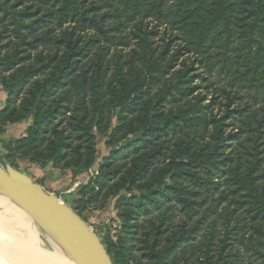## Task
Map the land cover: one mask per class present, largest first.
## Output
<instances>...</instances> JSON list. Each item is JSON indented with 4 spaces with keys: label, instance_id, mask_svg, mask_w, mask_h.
<instances>
[{
    "label": "rangeland",
    "instance_id": "1",
    "mask_svg": "<svg viewBox=\"0 0 264 264\" xmlns=\"http://www.w3.org/2000/svg\"><path fill=\"white\" fill-rule=\"evenodd\" d=\"M149 2L137 10L120 0H0V60H8L0 73L10 79L22 68L37 69L11 93L0 91V162L34 171L47 192L122 254V264H264V98L240 71L228 74L219 56L202 65L203 56L190 51L188 27H169L153 9L145 12ZM68 40L80 54L42 107L49 115L39 140L24 141L31 119L12 124L7 113L21 110L35 84L64 64ZM95 62L104 71L100 132L108 138L100 141L81 128L98 133L91 124ZM118 76L137 82L139 92L106 126ZM164 90L160 112H181L180 120L143 137L129 133ZM185 142L202 164L192 170L196 178L176 179L183 200L169 191L154 204L137 205L139 188L167 182L166 164ZM114 143L123 148L106 159ZM55 150V159L40 158ZM151 154L143 175L126 185L128 173ZM0 208L7 211L1 202Z\"/></svg>",
    "mask_w": 264,
    "mask_h": 264
},
{
    "label": "trees",
    "instance_id": "2",
    "mask_svg": "<svg viewBox=\"0 0 264 264\" xmlns=\"http://www.w3.org/2000/svg\"><path fill=\"white\" fill-rule=\"evenodd\" d=\"M120 1L124 2V5L132 2L133 8L138 10L141 3L147 0ZM165 1L167 0H150L145 12L153 9L156 17L161 15L167 20L169 27L177 24H181V27L177 29L188 27L186 29L187 34L191 33V35H187V37L191 36L188 38L190 40L188 45H194V51H190L203 56L200 62L202 65L210 67L212 56H219L222 68H225L228 74L240 71L242 80L246 81L255 93L261 94L264 98V0H174L176 7L170 11L163 10L162 6ZM192 35L195 39H192ZM67 46L70 52L67 54L64 64L55 69L42 82L35 84L31 93V100L21 110H10L7 113L6 121L12 124L31 119V124L25 130L26 138L24 141L34 144L39 140L40 131L49 115L42 113V107L46 99L54 94L64 73L70 69L73 55L80 54L81 50H76V45L70 40L67 41ZM7 62L8 60H0V69ZM36 72L37 69L28 66L20 69L17 77L10 79L4 78L0 73V91L11 93ZM103 76L102 65L95 62L92 82L93 117L91 124L97 128L98 133L92 132L91 127L81 126L85 133L99 141L103 137L108 138L107 134L100 132V124H102L104 116V104L101 99ZM139 86L137 82L130 83L123 77H117L116 85L110 88L113 100L109 106V119L106 126H110V121L116 115L117 110H123L133 105L139 92ZM167 92L164 90L151 98L146 109L144 122L136 130L130 129L129 133L143 137L148 133L172 126L180 120L181 112H171L167 115L160 112L161 104L165 100ZM157 118L161 119V125L156 121ZM112 148L114 150L105 156L106 159L114 155L116 151L121 150L123 146H116L114 143ZM189 151V142L176 146L166 164L163 180L167 182L164 185H160L161 182L159 184H146L139 188V194L134 196L137 205L154 204L158 195L165 196L169 191L173 192L179 201L183 200V189L176 179L182 177L196 178V174L192 170L202 164L199 157L190 155ZM96 152L98 156H103L99 149H96ZM57 156L58 151L55 150L52 154L40 156V158L48 160L55 159ZM153 157L154 154H151L144 158L133 172H129L124 180L125 184L129 186L135 184L147 170ZM130 220L131 213L128 212L125 218L126 229L130 228L128 224ZM106 250L113 264H122L123 256L120 252L109 247H106ZM162 263V260H159V264Z\"/></svg>",
    "mask_w": 264,
    "mask_h": 264
},
{
    "label": "water",
    "instance_id": "3",
    "mask_svg": "<svg viewBox=\"0 0 264 264\" xmlns=\"http://www.w3.org/2000/svg\"><path fill=\"white\" fill-rule=\"evenodd\" d=\"M0 197L50 231L80 264H113L101 238L71 207L27 174L1 162Z\"/></svg>",
    "mask_w": 264,
    "mask_h": 264
},
{
    "label": "bare ground",
    "instance_id": "4",
    "mask_svg": "<svg viewBox=\"0 0 264 264\" xmlns=\"http://www.w3.org/2000/svg\"><path fill=\"white\" fill-rule=\"evenodd\" d=\"M0 202L7 209L0 211V264H80L50 231L1 197Z\"/></svg>",
    "mask_w": 264,
    "mask_h": 264
},
{
    "label": "crops",
    "instance_id": "5",
    "mask_svg": "<svg viewBox=\"0 0 264 264\" xmlns=\"http://www.w3.org/2000/svg\"><path fill=\"white\" fill-rule=\"evenodd\" d=\"M16 131H18V130H16ZM19 132H21V131H19ZM0 155H2V151L0 152ZM8 164H10L11 166H13L17 170L23 172L19 167H16L15 163H13V162L10 161ZM23 173H25L28 176H30L35 182L39 183L44 188V190H47L46 187H45V185L43 183H41V180L35 179L34 171L31 170V171H26V172H23ZM54 194H57V193L54 192Z\"/></svg>",
    "mask_w": 264,
    "mask_h": 264
}]
</instances>
